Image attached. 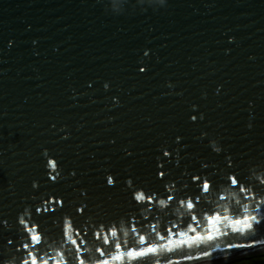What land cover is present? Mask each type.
<instances>
[{
  "label": "water",
  "instance_id": "obj_1",
  "mask_svg": "<svg viewBox=\"0 0 264 264\" xmlns=\"http://www.w3.org/2000/svg\"><path fill=\"white\" fill-rule=\"evenodd\" d=\"M119 7L0 0V264L28 258L21 218L47 233L36 247L54 264L73 247L61 239L63 218L83 224L131 210L127 180L158 186L156 165L169 160L162 151L171 153L166 168L185 182V173L227 172L243 175L252 192L264 188V0H121ZM220 187L195 220L183 209L151 220L161 234L175 224L173 239L186 241L177 252L192 259L168 253L174 264L264 251V197ZM53 199L63 207L35 211ZM82 206L85 213L76 212ZM216 213L221 220L212 224ZM245 216L261 223L234 225ZM125 238L134 246L131 234ZM95 246L89 233L86 264L99 257Z\"/></svg>",
  "mask_w": 264,
  "mask_h": 264
},
{
  "label": "snow or ice",
  "instance_id": "obj_2",
  "mask_svg": "<svg viewBox=\"0 0 264 264\" xmlns=\"http://www.w3.org/2000/svg\"><path fill=\"white\" fill-rule=\"evenodd\" d=\"M112 9L114 11L120 10L121 0H111ZM144 56H148V52H144ZM140 72H144L145 68L140 67ZM91 87V85H89ZM108 87L107 84L104 85ZM199 114L191 115V120L196 121ZM202 119V116H199ZM178 140L182 139L177 137ZM114 142V141H113ZM219 152L220 149H215ZM162 157H168L169 160L162 163H157L154 170V175L157 179L158 186H153L150 183H137L135 179H129L126 182V192L128 194V203L130 206L129 211L110 218L108 220H98L89 217L81 224L79 218H73L71 216L65 217L62 220V233L61 239H66L73 246L68 250L67 254L57 253L60 259H55L54 264H86L89 259L88 256L81 255L82 253H88V249L82 247L89 238H91L93 244L98 246L94 247V251L99 253V257L95 259V264H116V262L123 261L125 259L136 260L141 264H152V260H155V264H174V261L168 256V253L173 255H182L185 259H192L190 255L183 252H177L178 246L186 243L184 239L175 241L173 237L175 233L173 229L175 224L171 228H165L164 234L157 230L156 224L151 223V220H156L159 223L165 217L171 216L174 212H181V215L187 214L192 220L197 219L196 213L198 210L204 209L206 204H210L209 197L213 192L219 193L221 191L220 185L226 184L228 188L224 191L233 190L236 193H244L251 195L255 198L256 194L264 197V188H260L257 192H252L247 186L248 181L243 175L236 173H225L223 176L217 177L215 173H203L187 174L189 175V181L185 182L183 178L177 179L173 176L172 172L166 168V164L170 163L171 153L169 151H162ZM56 165L53 163V167ZM203 168H207V165H203ZM228 167L231 168V162ZM52 180H56L57 176L52 175ZM106 183L108 185H115V181L112 176L107 177ZM260 183L264 185V180ZM233 186H237L233 188ZM219 199L223 200L225 197L220 196ZM52 203L60 205L62 208L64 200H45L42 207L36 208L35 211L39 212H55V208H50ZM239 203V202H237ZM261 204H264V199L261 200ZM210 210V209H209ZM86 206H82L76 209L78 213H85ZM151 218V219H150ZM209 222L216 224L221 220V215L216 213L214 216H209ZM227 219V217H224ZM264 220V216H262ZM251 221H255L257 224L261 223V220L257 219V216H245L242 220L234 221V225L242 229H250L253 227ZM170 222V221H169ZM3 226H7V221L4 220ZM20 225H23L22 233H27L23 237L24 242L20 247L28 250L27 259H23L22 264H49L48 259H43L39 255V247L45 243V236L47 233L38 224H30L24 218L19 220ZM127 226V231H124ZM151 231L148 236L141 235V232ZM194 231V229H193ZM152 233H155V237H152ZM121 234L124 237L132 235L131 244L129 247V240L127 238L121 239ZM181 237L185 236V233L179 234ZM213 235L210 233L207 236V240L211 241ZM205 238L202 236L194 237V240L201 241ZM155 242H151V241ZM9 244L13 241L9 240ZM19 251V249H17ZM207 255V253H204ZM47 255V253H45ZM49 259H54L49 257Z\"/></svg>",
  "mask_w": 264,
  "mask_h": 264
},
{
  "label": "rangeland",
  "instance_id": "obj_3",
  "mask_svg": "<svg viewBox=\"0 0 264 264\" xmlns=\"http://www.w3.org/2000/svg\"><path fill=\"white\" fill-rule=\"evenodd\" d=\"M264 261V251L242 254L216 264H260Z\"/></svg>",
  "mask_w": 264,
  "mask_h": 264
},
{
  "label": "trees",
  "instance_id": "obj_4",
  "mask_svg": "<svg viewBox=\"0 0 264 264\" xmlns=\"http://www.w3.org/2000/svg\"><path fill=\"white\" fill-rule=\"evenodd\" d=\"M260 264H264V261L263 262H259Z\"/></svg>",
  "mask_w": 264,
  "mask_h": 264
},
{
  "label": "clouds",
  "instance_id": "obj_5",
  "mask_svg": "<svg viewBox=\"0 0 264 264\" xmlns=\"http://www.w3.org/2000/svg\"><path fill=\"white\" fill-rule=\"evenodd\" d=\"M161 3H163V0H160Z\"/></svg>",
  "mask_w": 264,
  "mask_h": 264
}]
</instances>
